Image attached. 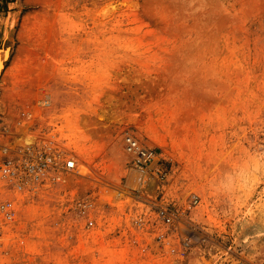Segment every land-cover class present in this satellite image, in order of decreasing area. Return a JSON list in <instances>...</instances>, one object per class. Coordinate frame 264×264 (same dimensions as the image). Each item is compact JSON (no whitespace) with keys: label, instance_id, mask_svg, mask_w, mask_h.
Returning a JSON list of instances; mask_svg holds the SVG:
<instances>
[{"label":"rangeland","instance_id":"rangeland-1","mask_svg":"<svg viewBox=\"0 0 264 264\" xmlns=\"http://www.w3.org/2000/svg\"><path fill=\"white\" fill-rule=\"evenodd\" d=\"M1 50L0 160L50 130L86 177L0 181V264H264V0H0Z\"/></svg>","mask_w":264,"mask_h":264},{"label":"built area","instance_id":"built-area-1","mask_svg":"<svg viewBox=\"0 0 264 264\" xmlns=\"http://www.w3.org/2000/svg\"><path fill=\"white\" fill-rule=\"evenodd\" d=\"M48 107L51 103H41ZM38 144L29 145L15 157L3 156L0 160V181L12 186L16 193H37L48 186L62 185L67 178H84L77 175L78 160L66 146L56 140L57 135L50 130L40 133ZM124 151L129 157L131 170L130 186L136 191H143L150 183L152 176L164 178L159 169V161L155 150L144 146L134 135L124 138ZM4 152H7L4 149ZM194 205L197 201H194ZM78 216H88L93 209L91 199L82 198L74 201ZM13 201L0 202V217L12 221L16 215ZM158 218L167 225L175 221L174 215L165 208L158 209ZM92 226V222L89 223Z\"/></svg>","mask_w":264,"mask_h":264},{"label":"bare ground","instance_id":"bare-ground-1","mask_svg":"<svg viewBox=\"0 0 264 264\" xmlns=\"http://www.w3.org/2000/svg\"><path fill=\"white\" fill-rule=\"evenodd\" d=\"M9 55H10L9 51H5V50L4 51H2V50L0 51V77H1V75L3 73V70H4V63L9 58ZM26 144H27V146H29V145L33 144V142L26 141ZM77 175H79L78 171H77Z\"/></svg>","mask_w":264,"mask_h":264}]
</instances>
